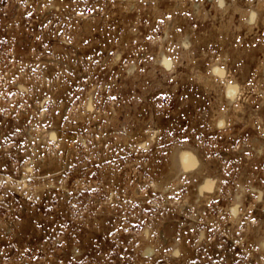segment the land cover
Masks as SVG:
<instances>
[{
    "label": "rangeland",
    "instance_id": "obj_1",
    "mask_svg": "<svg viewBox=\"0 0 264 264\" xmlns=\"http://www.w3.org/2000/svg\"><path fill=\"white\" fill-rule=\"evenodd\" d=\"M212 60L261 122L215 127ZM263 92L264 0H0V264H264Z\"/></svg>",
    "mask_w": 264,
    "mask_h": 264
},
{
    "label": "bare ground",
    "instance_id": "obj_2",
    "mask_svg": "<svg viewBox=\"0 0 264 264\" xmlns=\"http://www.w3.org/2000/svg\"><path fill=\"white\" fill-rule=\"evenodd\" d=\"M253 18H254V16L252 15L251 21L254 20ZM116 56L118 57V54H116ZM177 63L178 62L175 59L169 58L163 49H161L158 52V57L156 59V66L158 65L161 68L162 72H165L167 74L171 73V72H175L176 68H177ZM209 69H210V71H209V75L207 76V79L208 80H214L213 82L216 81V82L222 84V88H223L222 94H224V99H225V103H226V109H223L220 112L218 118L215 121V127L220 129V130H224L225 128H227L229 122H227L225 120V115H226L228 110L232 111L234 113V116L237 119H241V120L246 119V124L249 122L248 120L254 116H258L259 117L258 119L261 122L262 121L261 115H259V114L256 115L255 111L247 103L246 104L241 103L240 99H241V94L243 92L242 86L236 80H231L229 78L230 74H229V71L227 69V66L225 64H220L217 60H212L210 66H209ZM179 76L180 75H178V77ZM207 79L204 80V79H202L201 76L197 75V80L199 82H202V81L205 82ZM20 90H22L24 92L26 91L22 88ZM262 94H263V96H262V100H261L262 101L261 107H264V92ZM242 95H244V94H242ZM87 108H89V110L93 109L89 105ZM43 134L45 135V137L48 140L56 141V139H57L56 131L54 130V128H48L47 130L44 131ZM183 150H190L194 154L196 151L195 149H193V147H190L187 145H185V146H178L177 145L174 148V151H172L173 154H172V164L171 165H173L174 161H175V166L181 174V175H178L176 177L175 169L173 168V166H171L172 172L170 173L169 179H173L174 183H179L181 181V180H179V177H181V176H185L186 178H188V177H191L195 173L198 174L199 170L201 169L202 161L200 160V158H198V156L195 154V159L197 162V166L195 167L193 165L192 156H189V153H184ZM173 155H174V159H173ZM199 164H201V165L199 166ZM191 167H193V168L191 169ZM188 169H189V171L186 172V170H188ZM196 169H197V171H196ZM200 172H201V170H200ZM171 183H173V182H171ZM198 183L199 184L196 185V187H197L196 190H194L196 198H205L206 199V198H208V196H210V192H212L213 190H215L217 188V184H214L213 180H210L208 178H202L201 181L199 180ZM213 184H214V186H213ZM153 186L156 189L159 188V185L156 183H154ZM164 190L167 191L168 188L166 187ZM192 196H194V195H191V197ZM189 199H190V197H189ZM243 200H244L243 189H242V186H239L237 192L234 193L232 202L228 208V211L230 213L232 221L233 220L237 221L238 218L242 215L243 210H241L240 208H241V206H243ZM259 246H260L261 250L264 249V242L262 240L259 241Z\"/></svg>",
    "mask_w": 264,
    "mask_h": 264
},
{
    "label": "water",
    "instance_id": "obj_3",
    "mask_svg": "<svg viewBox=\"0 0 264 264\" xmlns=\"http://www.w3.org/2000/svg\"><path fill=\"white\" fill-rule=\"evenodd\" d=\"M183 152H184V153H189V156H192V158H193V165L196 167V166H197V162H196V159H195V154H194L192 151H190V150H183ZM194 162H195V163H194ZM194 166H193V167H194ZM193 167H191V169H192ZM195 167H194V168H195ZM189 169H190V168H189ZM189 169L186 170V172H188Z\"/></svg>",
    "mask_w": 264,
    "mask_h": 264
}]
</instances>
